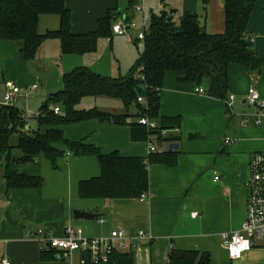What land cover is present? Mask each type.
I'll list each match as a JSON object with an SVG mask.
<instances>
[{"label": "crops", "instance_id": "crops-1", "mask_svg": "<svg viewBox=\"0 0 264 264\" xmlns=\"http://www.w3.org/2000/svg\"><path fill=\"white\" fill-rule=\"evenodd\" d=\"M64 1L71 14L73 35L95 31L97 21L109 10L117 13L112 26L121 21H134L139 25L145 20L144 5H152L159 13L164 10L160 0ZM173 2L180 3L182 10H178ZM165 3V11L171 15L177 12L180 15L183 12L196 14L205 33H224L223 0H166ZM136 6H141L142 11L135 12ZM155 11L149 8V17L157 15ZM60 23L58 15H40L37 33L44 36L57 32ZM138 33V29H129L126 35L113 34L110 40H99L96 53L84 55H62L58 41L47 39L34 60H40V53L46 54L43 51L47 50V55L53 57L67 56V66L72 71L82 67L98 75L107 68V50H112V45L117 42L121 43L118 47L122 46L124 38L128 43L138 42ZM246 37L264 60V0H258L251 12ZM21 48L19 41L0 40V101L6 82L23 91L35 85H27L29 62L20 54ZM202 88L204 95L186 89L160 91L159 118H179L178 133L175 134L178 140L166 141L163 146V152L175 153L176 164L172 167L147 166L145 199H81L79 183L100 175L95 157L73 156L60 145L66 154L54 164L42 154L32 157L29 162L19 163L16 161L24 158V154L16 148L17 137L15 141L13 136L9 151L0 152V263L5 259L9 264H81L82 258L77 253L71 259H60L55 252L40 251L39 244L26 237L28 232L38 229L61 237L64 228L70 225L80 229L84 237L106 236L113 229L122 231L127 237L144 231L152 241L120 252L131 253L133 264H169L172 250L206 252L213 264H264V240L244 253L241 259L231 260L227 242L221 238L223 233L240 229L246 213L249 159L253 153H264V124H254L253 110L246 102L250 89H255L264 102V74L235 64L228 67L227 97H234L231 108L226 106L227 97L224 100L211 98ZM25 100L20 97L14 103L23 115L20 107ZM244 114L250 115L245 126L241 124ZM58 129L66 140L94 146L103 154L118 152L124 157L141 158L149 155L146 142L132 141L129 126L87 121ZM37 130L38 126L32 130L26 120V135L33 137ZM39 131L43 133L45 129ZM171 143L178 144V149L169 151ZM7 166L18 175L40 179V186L8 189L5 182ZM215 177L219 179L215 180ZM74 210L99 217L94 222L75 220ZM100 220L104 222L100 223Z\"/></svg>", "mask_w": 264, "mask_h": 264}, {"label": "trees", "instance_id": "trees-1", "mask_svg": "<svg viewBox=\"0 0 264 264\" xmlns=\"http://www.w3.org/2000/svg\"><path fill=\"white\" fill-rule=\"evenodd\" d=\"M257 1L223 0L224 33L210 35L200 27L196 14L183 12L176 21L173 14L165 11L166 0H160L164 10L150 15L141 40L143 51L128 75L108 79L82 67L66 74L63 90L51 95L34 117L38 130L33 137L24 131L27 116L16 106H1L0 152H8L10 139L16 136V148L24 154V158L16 162L26 163L42 154L54 164L66 154L59 147L63 145L73 156H93L98 161L100 175L79 183L81 199L140 198L148 189L147 166L162 164L172 167L176 164L175 153H155L146 158L124 157L118 152L103 154L94 146L66 140L58 127L87 121L110 122L129 126L133 142H146L151 133L137 123L141 117L156 121L160 130L179 128V118L158 116L161 90L204 87L207 96L224 100L230 65L244 66L252 72L264 74V60L246 37L247 23ZM40 15H58L61 20L59 30L39 35L36 28ZM116 16L114 10H109L97 21L95 31L73 35L71 14L64 0H0V40L21 42L20 54L27 62L36 58L47 39L58 41L62 55L92 54L96 53L99 40L113 37L112 23ZM89 97L117 100L125 113L110 114L97 108L77 110L76 106ZM140 97L145 99L144 103L138 102ZM54 106L60 109L58 115L50 109ZM130 108L135 110L134 114L128 112ZM40 128L45 131L40 133ZM177 140L175 135L159 136V142ZM5 182L8 189L38 188L41 184L40 179L18 175L9 166L5 170ZM83 264L93 263L86 259ZM105 264H133V255L114 252ZM169 264L213 263L206 252L172 250Z\"/></svg>", "mask_w": 264, "mask_h": 264}, {"label": "built area", "instance_id": "built-area-1", "mask_svg": "<svg viewBox=\"0 0 264 264\" xmlns=\"http://www.w3.org/2000/svg\"><path fill=\"white\" fill-rule=\"evenodd\" d=\"M142 7L136 6L135 12H141ZM147 22L142 20L139 25L134 21H121L112 26L114 35H126L129 29H138L137 39L143 40ZM4 93L1 106H14L16 99L20 97H28L31 93L37 90L36 85L26 88L24 91L11 82L4 84ZM197 95H204V89L198 87L194 89ZM234 101L233 96H228L225 103L228 108L232 107ZM139 103H144L145 99L138 98ZM247 104L252 108L251 116L254 117L255 125L264 124V102L261 100L258 92L255 89H250L246 98ZM55 115L60 113L57 106L50 108ZM250 115H242L241 124H247V118ZM137 123L145 127L151 134L146 140L148 154L162 153L163 146L166 141L159 142L161 138H167L170 135L178 133V129L160 130L158 123L141 117ZM159 133H156V132ZM159 134V135H158ZM226 143H230L226 141ZM166 149V148H165ZM218 180V177L214 178ZM247 200L246 213L244 221L239 230L231 233H223L222 240L227 242V251L231 260H239L243 254L256 247L264 240V153H255L250 156L248 163V179H247ZM141 199H145L146 195L142 194ZM193 217L195 214L192 215ZM100 220V223H103ZM27 239L36 241L39 244L40 251L57 253L60 259H71L77 253L81 256V264L85 263L86 259L93 264H105L114 252H121L127 247L135 249L147 242L152 241V237L144 231L137 232L134 236L127 237L120 230H110L106 236L99 237H84L80 229L73 226H66L61 237L48 235L44 229H38L34 232L26 234ZM0 264H9L7 260H2Z\"/></svg>", "mask_w": 264, "mask_h": 264}, {"label": "rangeland", "instance_id": "rangeland-1", "mask_svg": "<svg viewBox=\"0 0 264 264\" xmlns=\"http://www.w3.org/2000/svg\"><path fill=\"white\" fill-rule=\"evenodd\" d=\"M174 3V2H173ZM177 6L178 10L181 9V4L179 3ZM149 8L156 10V14H159L158 9H154L153 6L145 7L144 5V16L147 22L146 28L149 23ZM180 13L177 12L173 14V19L178 20ZM122 38V37H121ZM134 39V38H133ZM120 42V41H119ZM118 44L114 43L112 45L113 49H108L107 52V68L102 69L100 77L113 79L118 77H125L129 74L131 68L136 64L139 55L143 51V42L131 41L128 43L127 39H123L122 46L118 47ZM52 51V50H49ZM46 54L40 53V60H33L28 63V77L26 78L27 85L35 84L38 88L37 91L31 93L28 97H26L23 107L20 109L27 116L28 124L32 130L37 129V124L34 120L35 116H38L40 107L49 100L51 95H54L63 90V78L66 74H69L72 69H68L67 62L65 57H53L51 54L47 55V50H44ZM50 53V52H49ZM108 65H111L108 67ZM73 68V67H72ZM69 70V71H68ZM250 107V106H249ZM92 108H97L100 111L108 112L110 114H124L125 110L123 109L121 103L117 100H111L107 98H93L89 97L83 99L80 104L76 106L77 110H89ZM231 110V109H230ZM135 110L130 108L128 112L133 113ZM236 110L233 107V112ZM16 141V137L14 136L12 140ZM11 140V142H12ZM262 153V152H258ZM255 154V153H253ZM252 154V155H253ZM0 173L2 174V170L0 167Z\"/></svg>", "mask_w": 264, "mask_h": 264}, {"label": "water", "instance_id": "water-1", "mask_svg": "<svg viewBox=\"0 0 264 264\" xmlns=\"http://www.w3.org/2000/svg\"><path fill=\"white\" fill-rule=\"evenodd\" d=\"M178 149V144L176 143H171L168 147L169 151L177 150ZM99 215L94 214V213H89V212H82V211H73V218L75 220H86L90 222H94L96 219H98Z\"/></svg>", "mask_w": 264, "mask_h": 264}]
</instances>
